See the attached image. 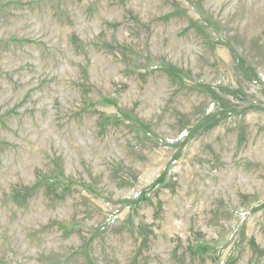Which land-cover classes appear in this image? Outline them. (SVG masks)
Returning a JSON list of instances; mask_svg holds the SVG:
<instances>
[{"label": "rangeland", "instance_id": "obj_1", "mask_svg": "<svg viewBox=\"0 0 264 264\" xmlns=\"http://www.w3.org/2000/svg\"><path fill=\"white\" fill-rule=\"evenodd\" d=\"M0 264H264V0H0Z\"/></svg>", "mask_w": 264, "mask_h": 264}]
</instances>
